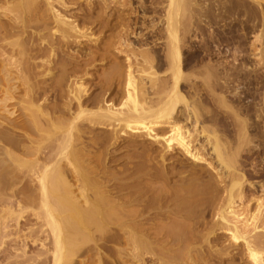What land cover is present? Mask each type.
Instances as JSON below:
<instances>
[{
	"label": "bare ground",
	"instance_id": "obj_1",
	"mask_svg": "<svg viewBox=\"0 0 264 264\" xmlns=\"http://www.w3.org/2000/svg\"><path fill=\"white\" fill-rule=\"evenodd\" d=\"M84 2L89 9L76 11L84 8ZM143 2L135 8L133 0H0L1 12L28 8L29 14L10 21L0 18V90L5 95L0 104L15 100L18 80L26 92L20 104H28L23 108L28 121L21 128L39 136L13 139L1 132L0 142L24 155H45L43 162L38 158L28 162L27 171L20 175L35 187L37 197L34 208L25 211L29 188L22 187L17 218L30 213L38 224L23 231L26 234L18 229L21 247L4 255L5 264H79L83 253L97 250L100 255L109 244L122 243L130 249L127 254L132 261L150 257L160 264L176 263L190 243L178 238L175 226L147 217V205L126 200L124 186L107 185L102 169L81 162L91 155L87 147L100 151L125 136L147 137L163 147V158L178 150L191 162L195 191L208 186L205 194L187 189L188 197L223 189L227 205L218 209L220 230L239 248L242 259L264 264V183L250 182L244 165L249 161L253 168H264V0H151L153 8ZM94 8H101L97 16ZM96 28L120 31L102 48L97 45L81 53L82 59L69 56L66 63L60 62L64 47L83 40L98 42L93 39ZM28 30H32V42L25 45L20 35ZM142 30L164 40L151 42ZM99 52L113 66V76L102 82L106 89L101 88L100 98L86 85H100L91 72ZM18 58L28 59L27 65L23 67ZM121 58L124 63L118 62ZM55 70L61 74L56 76ZM49 93H54V106L47 103ZM87 106L98 109L90 111ZM10 115L14 117L15 112ZM9 122L18 125L12 118ZM98 127L110 134L88 141L89 130ZM45 134L54 145L43 146ZM136 140L129 147L138 150ZM11 150L4 149L3 156L17 159ZM200 165L209 170L199 171ZM7 170L4 176L11 175ZM122 191L128 196H120ZM254 204L257 208L250 211ZM184 215L173 212L170 219L175 224ZM28 243L40 247L29 258L25 256ZM90 243L94 246L86 247ZM181 250L175 260L173 254ZM120 258L113 264H127Z\"/></svg>",
	"mask_w": 264,
	"mask_h": 264
},
{
	"label": "rangeland",
	"instance_id": "obj_2",
	"mask_svg": "<svg viewBox=\"0 0 264 264\" xmlns=\"http://www.w3.org/2000/svg\"><path fill=\"white\" fill-rule=\"evenodd\" d=\"M139 1H142V2L144 1L143 2L144 5L147 6L146 8H153V7H151V3H150L151 0H133L132 4L134 5L135 8H139V6H140ZM85 4H86V2H84V5ZM85 8H86V5L84 6V8H77L76 11L82 10L85 12L86 10L89 9V8H86V9ZM11 9H13V8H10V10ZM9 11L8 12H6L5 10L3 12L0 11V16H1L0 18L2 20L10 21V18L13 19L12 17L14 16V18H15V16H17V15L23 16L25 18L29 17L28 8H16V9L14 8L13 13H10L11 11L10 12ZM94 11H95V16H97L101 12V8H94ZM14 12H15V14H14ZM97 29L98 28L93 30V33H94L93 39L99 40L98 42H96V41L88 42L87 40H83L80 43H76V44L71 45L70 47H64V49L62 50L61 56H60L61 59L59 58L60 62L66 63L69 60V58H68L69 56L70 57H79V59H82L81 53H83V52L89 53V51H88L89 48L92 47L93 50H95L94 48L97 45H99V47L102 48L105 43H109L112 39H115L114 36H116L118 34V32L120 31V29H116L114 32H111L109 29H104L101 32V30L98 31ZM31 31L28 30V33L20 35L23 38L22 39L20 37V40L22 39L21 40L22 43L24 42L23 44L28 45L32 42V38H31V35L29 33ZM138 31L141 32V30H138ZM143 32L144 33L147 32L146 33L147 35L149 34L148 31L142 30V33ZM148 37H149L148 40L151 42L154 40H157L159 38L156 36L150 37L149 35H148ZM159 39H160V41L164 40V38H159ZM132 41L135 42V40H132ZM101 52H99V55L96 58L97 62L95 63V67H93L91 69V72L94 73L96 76V78L94 77L95 83L100 84V85H98V87L94 88V85L91 86V84L86 83V85L88 84L87 90H89V92L94 90V95L96 94L95 96H98V98H100V96H101L100 93H101L102 89H104V88L106 89V87L102 88L104 86L103 85L104 83H102V82H104V80L106 78H111L113 76V66L111 65V62H110L111 60H109L108 58L104 60ZM66 59H68V60H66ZM27 60L26 59L24 60V58L23 59L18 58V61L20 62V64L23 67L25 65H27ZM118 62L124 63V58L119 59ZM23 63H25V64L23 65ZM124 70H125V68H124ZM8 71H10V70H8ZM56 73L59 75L61 74V72L59 70H55V72H54V74L56 76H58ZM8 74L11 75V77H16L15 72L13 70L10 71V73H8ZM1 75H3V73H1ZM17 82H14L15 83L14 85L18 86L17 91L14 90L16 92L15 100H13L14 102L8 101V105L5 104L6 107H8L7 109L5 108V105H2V107H1V104H0V114H1L0 115V124H1L0 134L2 132L4 134L8 135L9 138H13V139H19L21 136H24V135L25 136L30 135L31 137L38 138L39 136L38 135L36 136L35 133H33L31 131L27 132L26 131L27 129L24 130L23 128H21V125H23L24 123H26L28 121L27 120L28 116L25 115L26 112L24 111L25 109H23L28 104L24 103V102H22L24 104H22V103L20 104V102H21L20 100L25 98L26 92H25V89L21 87V85H18V84H20V82L18 80H17ZM4 97H5V95L3 94V92L1 93V90H0V101ZM17 99L19 101V104L21 106L23 105L22 107H20V105L18 106ZM48 99L49 100L47 103H49L51 106H54L57 104L55 101V98H54V93H49ZM73 106L75 108V104ZM76 106H77V104H76ZM3 107L5 108V110H3ZM74 108H73V112L75 111ZM18 109H20V110H18ZM87 109L90 111L91 110L96 111L98 108L95 106H92V107L87 106ZM13 111L15 112V115H14V117H10L11 116L10 112L12 113ZM22 111H24V112H22ZM27 115H28V113H27ZM11 118H12V120H16V122H18V125H17L18 127L17 126L15 127L13 125L10 126L11 124H10L9 120ZM68 118H69V115H68ZM6 122H8V123H6ZM108 134H110L109 130L102 129V128L98 127V128H94V129L89 130L86 137H87L88 141H91V140H94V138L95 139H102L104 136H108ZM43 137H44V140H41L43 146L46 145L47 147H49V146L54 145V142L53 141L50 142L51 140H50V138L47 137L46 134L43 135ZM43 137L40 139H43ZM45 137L47 140H45ZM131 140H136V139L130 138V136L121 137L118 140V142L116 143V145H114L112 147H108L109 149L107 147H103L100 149V151L93 146L87 147L86 148L87 155H90V154L91 155L86 156L84 159L81 160V162L85 163V165L88 166L89 168H92L91 166H93V168L94 167L96 168V166H97V167H99V169H102L104 171V172H102V174L104 173L103 174L104 176L102 175L101 177H102V179H104V183H108L107 185H109V186H116V185L122 186V187L124 186V188H125L124 190H126V191H124V190L123 191L125 192V194H128L129 196L124 195L123 191L119 193V195L121 194L120 196H128L126 199V200L129 199L128 201H132V202L136 201V203L141 202L142 205H144V206L147 205L146 211H148V212L145 211V214L147 217L157 219L156 221L159 224L161 222L165 225L168 224V226H171V228H173L175 226V232H176L175 234L178 236V238L181 240L182 239L188 240V242L190 243L189 248L191 246L192 247L190 249L188 248V250L187 249H184V250H186L187 253H188V251L190 253L186 254V252L184 250H183L184 253L182 252V250L179 251V253H176V252H178L176 250V252L173 254V251H172L171 254H173L175 260L177 258L176 254H180L182 252L183 255H182V253L180 254L181 256L178 255L180 257H178L179 260L177 259L176 263H175V261H174V263L173 262H169V263H171V264H249L246 259H242V257L238 255L239 252L241 253L239 248L237 246L233 245L231 242L229 243V240H227L228 237L226 235H224L223 232L220 230L221 225H219L220 223L218 220L219 219L218 218V209L220 211L221 210L220 207L223 208L225 205H227V202L224 200L225 196H226L224 193V190L220 188L219 191L212 192V193L207 191L208 193H207V195L203 196L204 198L202 196H200L201 197L200 198L197 195H195V197L194 196L188 197V195L186 194V192H188L187 189L192 191V192L196 190V188H194V184L196 183V179L194 176H192L189 173L193 164L191 162L185 161L184 157L179 153L178 150L175 152H172V153H167L166 157L163 158L162 154L164 153V151L163 152L161 151L163 149V147L161 145H158V144L150 141L147 137H142V138H139L136 140L140 144V146L138 147L139 148L138 150L136 148L133 149V148L129 147V144H131L130 143ZM45 141H47V142H45ZM1 142H0V146H1L0 149L2 151L0 150V152H1L0 153V156H1L0 157V161H1L0 162V165H1L0 166L1 167L0 168V175H1L0 176V251H1V253H0V264H5L6 262L3 260L4 255L13 254L15 249H19L21 247V243L16 237V232H18V229H20L21 232L25 231L27 233V231H29V230H27L28 228H31V227L36 228V225L38 224L35 217L31 216L30 213L25 214L23 219L17 218V216L19 215L18 214L19 202L21 200L20 196H22L20 194V191H21L22 187L27 184L28 188H29V192L26 195L29 199V203L27 205L23 206L25 211L27 210V212H30V210H32L34 208L32 206L33 200H35L37 197L35 187L32 186V184L30 182L23 181V179L20 177V175L22 176V174L25 171H27L26 168L29 167L28 162H32V161L36 160L37 158L39 159L40 162H43L45 155H43L41 157H39V155L38 156L37 155L36 156L24 155V153H21L22 151H18V152L14 151L13 148L8 146L9 145L8 143L4 142V144H5L4 145ZM2 146L5 148L2 149ZM4 149H8V150L12 149L11 151L13 153H15V155H17L19 158L18 157H17V159L11 158L12 161H10L11 160L10 157L3 156V155H5L3 152ZM103 149H106L108 151V153L106 150H103ZM102 150H103V152H102ZM145 150L146 151L151 150V152H149V153L152 156L150 157L149 156L150 154L147 156L146 155L147 153ZM105 155H107V156H105ZM91 156H92V158H90ZM102 156H103V160L100 161L99 159L100 158L102 159ZM3 157H4V159H3ZM244 157L246 158L245 154L242 156V158H244ZM254 157L255 156H253L252 158H254ZM5 159H6V161L3 162V160H5ZM85 161H88V162H85ZM212 162L215 163V161H212ZM98 163H100V164H98ZM244 165H245L246 175L248 176V179L250 182L256 183L257 186L259 185V183H264V168H262V170H260V166L253 168L249 161H248V164H244ZM215 166L217 167V164ZM10 168H11V170H10ZM256 168H257V170H256ZM7 169H9L10 173L11 172L12 173H11V175L4 176V174H5L4 171L6 170L5 172H7L8 171ZM19 169H21V170H19ZM199 169H198L199 171H204V172L209 170V169H207L206 165H200ZM254 169H255V171H254ZM156 173H158V174H156ZM153 174H154V176H153ZM160 174L162 176H160ZM155 175L157 177L159 176L158 177L159 180H158V178H156ZM193 178L195 180H193ZM70 179H71V181H70ZM72 179H73L72 177H69V181H70V183L73 184V187H74V186H76L75 184H77V183H76V180H74V179L72 180ZM19 180H20V182H19ZM151 180H153V181H151ZM149 181H151L153 184H151ZM255 181H261V182H255ZM189 184H190V186H189ZM152 185H154V186H152ZM206 185L201 186L200 188H199V186L198 187L195 186V187L198 188L200 193L205 194V192L207 190ZM157 186H160V187L157 188ZM126 187H127L128 191H127ZM191 187H192V189H191ZM203 189H204V191H203ZM198 190H197V192L196 191L195 192L199 193ZM133 192H134V194H133ZM211 194H213V195H211ZM184 196H186V197H184ZM256 196H258V194H256ZM185 202L186 203L188 202V203L186 204ZM148 207H149V209H148ZM184 207L187 209V211H185V212H183ZM256 208H257V205L254 204L250 207V211H254ZM178 211H180V213H182V215H184L186 212H188L189 214L186 213L187 216H185L186 215L185 214L184 217H180V218H183V220L179 218V220L178 221L176 220V222L174 224V222H172L170 218H173V212L175 214V213H178ZM11 213L14 215H11ZM148 214H149V216H148ZM160 215L161 216L163 215V216L160 217ZM157 217L160 219H158ZM186 217H188V218H186ZM163 218H165V219L163 220ZM169 219H170V221L168 222ZM177 224H179V225H177ZM25 232H23V234ZM21 235L22 234H20V236ZM122 244L119 246L117 244H109V246L107 248H105L103 250L101 249L100 255L97 253V250L96 251L94 250L93 252H91L92 254L90 252L86 253V254L83 253L82 256H80L77 260H78L79 264H82L83 262H84V264H91L90 262H88V260H89L88 258L90 257L94 260L93 264H113L116 261V259H119L120 257H122V259H124V261L127 262V264H133L134 262H135L134 264H142V261L144 262L143 264H160L157 262V260H154L155 258L153 259L150 257L149 258L145 257L146 258L145 260H142V261L140 260L138 262H136L134 260L132 261L131 258L128 257L129 255L127 254V253H130L129 252L130 249L124 243H122ZM90 246H94L93 243L88 244L86 247H90ZM118 248L123 250L121 255L120 254L118 255V253H117ZM39 250H40V247L38 246V244L32 245L31 243H28V247L26 249V255L25 256L26 257H28V256L33 257L36 255V253ZM223 250H224V253H222ZM225 250H226V252H225ZM218 251L221 253V255L217 254V256H216L215 252L218 253ZM227 252H228V254H227ZM102 255H103V257H102ZM175 255H176V257H175ZM188 255H192V256H190L191 258H189L191 260L188 259V257H189ZM98 256H100V257H98ZM98 258H100V259L97 260ZM185 258L188 260L185 261L186 260ZM99 261H101V262L99 263ZM195 262H197V263H195ZM25 264H32V263H25Z\"/></svg>",
	"mask_w": 264,
	"mask_h": 264
},
{
	"label": "flooded vegetation",
	"instance_id": "obj_3",
	"mask_svg": "<svg viewBox=\"0 0 264 264\" xmlns=\"http://www.w3.org/2000/svg\"><path fill=\"white\" fill-rule=\"evenodd\" d=\"M255 182H261V181H255Z\"/></svg>",
	"mask_w": 264,
	"mask_h": 264
}]
</instances>
